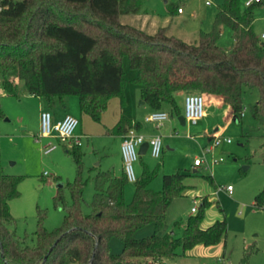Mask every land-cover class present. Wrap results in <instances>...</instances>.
I'll use <instances>...</instances> for the list:
<instances>
[{"label":"trees","instance_id":"obj_1","mask_svg":"<svg viewBox=\"0 0 264 264\" xmlns=\"http://www.w3.org/2000/svg\"><path fill=\"white\" fill-rule=\"evenodd\" d=\"M142 2L0 0V73L5 92L18 95L23 82L29 93L54 108H66L69 97L77 95L81 111L100 121L111 97H125L123 59L127 56L137 72L141 99L155 110L169 105L179 115L177 93L195 90L222 94L232 117L241 120L247 88L257 89V100L250 109L262 128L264 145V41L254 30L255 8L264 0L249 6L243 0H224L212 29L201 31L195 43L169 35L166 26L149 33L122 22L123 14L139 13ZM223 25L233 30L229 49L218 43ZM3 116L0 100V118ZM140 127V121L123 116L111 131L123 134ZM69 148L78 164L71 185L73 202L67 206L61 226L49 230L40 219L34 244L10 228L15 219L9 202L20 195L22 177L0 167V264H131L139 257L159 263L176 255L180 247L187 250L198 244H217L226 235V218L202 226L210 205L207 198L201 210L187 218L183 236L161 232L169 205L185 191L182 171L164 174L163 189L154 190L149 187L154 172L145 167L134 181V198L127 203L125 171L100 170L95 176L92 210L84 212L82 152L75 142ZM207 177L213 183L212 176ZM62 199L59 191L55 200ZM255 204L264 207V191L256 195ZM151 222L155 232L137 238L136 231ZM180 224V220L175 222V226ZM114 236L123 242L119 255L110 246ZM254 250L248 248L241 264L248 263Z\"/></svg>","mask_w":264,"mask_h":264},{"label":"rangeland","instance_id":"obj_2","mask_svg":"<svg viewBox=\"0 0 264 264\" xmlns=\"http://www.w3.org/2000/svg\"><path fill=\"white\" fill-rule=\"evenodd\" d=\"M223 2L224 0H143L139 13L123 14L121 19L125 23L142 26L147 32L166 26L168 34L195 43L199 40L201 31L212 29L218 7ZM179 8L183 12H179ZM254 30L259 36L264 30V3L255 8ZM233 42L232 28L223 25L219 45L229 49ZM123 69L126 79L125 97H111L100 121L81 112L79 96L71 95L68 100L71 113L79 118L74 135L81 139L83 177L86 180L82 208L86 213L92 210L96 174L106 169L107 163L112 165L119 160L117 151L120 140L111 128L120 117L131 118L135 110L141 109L140 85L135 81L137 72L131 68L127 56L123 59ZM247 90L241 120L226 121L224 118H217V121L211 123L213 126L209 133L203 128L202 132L195 126L192 128L189 123L181 124L176 110H169V119L175 121V125L168 130L163 124L156 127L154 123L145 122V115L140 113L142 122L161 135L163 149L158 157L149 151L139 156L134 162L137 178L145 167H149L154 172L149 187L162 190L164 174L177 171L185 173V191L169 205L161 232L175 231L176 235L183 236L192 207H197L193 212L197 214L205 198L210 201V205L204 212V226L226 218L227 232L217 244H198L187 250L180 247L176 255L165 257L159 263L139 257L133 258L131 264H241L248 248L255 250L247 264H264V207L255 204L256 195L264 191L263 131L250 109V105L257 100L258 90ZM0 100L4 112V116L0 118V167L8 174L22 177L18 184L20 195L9 202L15 219L10 228L17 235L27 237L28 244H34L36 240L33 234L40 219L49 230L61 226L66 208L73 202L71 185L77 178L78 164L73 152L66 146L70 143L72 147L73 142L62 141L54 134L51 137L38 136L40 99L29 93L23 82L19 84L18 95L8 94L3 88L0 73ZM177 101L183 113L185 97L182 96ZM220 129L219 134L232 138V142L222 143L204 154L203 147L212 144L213 137L209 134ZM191 135L194 137L191 138ZM170 137H174V140L171 141ZM50 142L56 148L47 152L46 146ZM198 156H202L204 162L201 166L194 167V160ZM111 165L109 169L114 171ZM209 175L212 176L213 183L207 177ZM227 185L233 186L232 192L227 190ZM135 189V182L126 183L127 203L133 200ZM59 191L63 193L64 199L56 202L55 197ZM177 220L181 221L179 226H175ZM154 232L155 224L151 222L139 228L135 236L142 238ZM110 246L113 253L121 254L123 242L119 237H112Z\"/></svg>","mask_w":264,"mask_h":264},{"label":"built area","instance_id":"obj_3","mask_svg":"<svg viewBox=\"0 0 264 264\" xmlns=\"http://www.w3.org/2000/svg\"><path fill=\"white\" fill-rule=\"evenodd\" d=\"M263 0H244V5L249 6L253 3H259ZM209 1H207L208 3ZM182 11V8H179ZM260 38L264 41V30L260 34ZM206 94L202 92H190L185 95L184 115L186 123L191 125L197 124L205 115ZM169 118V112L164 109L153 110L146 116V120L153 122L156 126H160ZM79 124V118L71 113H67L59 120L54 119L53 112L50 109H42L40 113V129L39 137L51 136L55 134L62 141L75 142L81 144L80 137L74 135L75 129ZM149 141L148 151L155 157L160 156L163 149V141L161 135H154L149 139L138 132L136 128L129 129L121 143V154L124 165V171L129 181H136L134 162L139 158V147L145 141ZM224 141L232 142V138L221 136L219 132L213 135L212 144L203 147L204 154L214 150L215 147L221 145ZM56 147L55 144L46 146V151L50 152ZM223 160V157H220ZM204 160L202 156H198L194 160V166H201ZM227 190L232 192L233 186L227 185ZM197 210L196 206L192 207V212Z\"/></svg>","mask_w":264,"mask_h":264},{"label":"crops","instance_id":"obj_4","mask_svg":"<svg viewBox=\"0 0 264 264\" xmlns=\"http://www.w3.org/2000/svg\"><path fill=\"white\" fill-rule=\"evenodd\" d=\"M244 2V0H243ZM179 12H183V11H179ZM122 20V19H121ZM123 22V21H122ZM125 23V22H124ZM127 23V22H126ZM135 26V25H134ZM138 27V26H137ZM140 28L146 30L145 28H143L142 26H139ZM158 30V29H157ZM157 30H155L154 32H156ZM147 31V30H146ZM154 32H149V33H154ZM168 33V32H167ZM170 35V34H169ZM188 42H192V41H188ZM187 93H190V92H186V91H180L177 93V99L184 96L187 94ZM206 94V108H205V115L204 117L197 123V124H193L192 125V128L195 126L196 129H200V131L202 132V128L204 129V131L206 133H209L212 129V126L213 124L211 123H214V121H217V118L218 119H225L226 121H229L230 119H234L232 117V111H231V107L228 103L225 102L224 100V96L222 94H211V93H205ZM39 97V96H37ZM140 97H141V93H140ZM40 111L42 109H50L52 112H53V115H54V119L55 120H59L61 118H63V116L67 113H71L70 109L67 105L66 108H54V107H47L46 106V102L43 98H40ZM69 100V99H68ZM139 108L140 111L138 110H135L134 114L132 116H130L132 121H140L141 122V127L140 128H137V131L142 133L146 139H149L151 138L152 136L158 134L157 133V130L156 129H149L148 126H146L144 124V122H142V118L139 116L140 113H143L145 116H144V121L147 122V123H153V122H150V121H147L146 120V116L151 113L154 108H152L148 103L144 102L143 104L140 103L139 105ZM164 110L168 111L171 109L169 105H166L164 108ZM82 112V111H81ZM72 114V113H71ZM170 116V115H169ZM121 118V117H120ZM119 118V119H120ZM128 118V117H126ZM118 119V120H119ZM118 120L114 123V125L118 122ZM165 127H166V130H168L170 127H173L175 125V121L171 120V119H167L165 120V122L162 123ZM161 124V125H162ZM113 125V126H114ZM157 127V126H156ZM159 127V126H158ZM220 130L216 131V132H220ZM215 132V133H216ZM214 133V134H215ZM214 134H209V136H212ZM55 135V134H54ZM116 136H118L119 138V147H118V163L116 162H111L112 165H113V169H115V173L116 174H120L121 172H123L124 170V165H123V160H122V154H121V143H122V140L124 138V135L125 133L123 134H115ZM202 136V135H201ZM45 137H51V136H45ZM191 138L194 137V135H191L190 136ZM171 141L174 140V137H170ZM226 141H224L223 143H225ZM227 143H231V142H227ZM49 144H54V143H49ZM48 144V145H49ZM68 147H70V143H68V145H66ZM81 146V144H80ZM56 148V147H55ZM54 148V149H55ZM52 151V150H51ZM148 152V151H147ZM110 162L106 164V169H109L110 167ZM111 165V166H112ZM193 166H194V163H193ZM194 167H197V166H194ZM196 169V168H195ZM194 169V171H195ZM105 170V169H104ZM193 213V212H192ZM202 226L203 227H208V226H204V224L202 223Z\"/></svg>","mask_w":264,"mask_h":264},{"label":"water","instance_id":"obj_5","mask_svg":"<svg viewBox=\"0 0 264 264\" xmlns=\"http://www.w3.org/2000/svg\"><path fill=\"white\" fill-rule=\"evenodd\" d=\"M144 102H145L144 100H141V101H140L141 104H143ZM178 119L180 120L181 124H183V125L186 124V119H185V115H184V113L179 114V115H178ZM148 148H149V141L146 140V141H145L143 144H141V146L139 147L138 153H139L140 155L145 154V153H147ZM196 170H197V169H195V171H196ZM91 261H92V260H91ZM91 261H90V262H91Z\"/></svg>","mask_w":264,"mask_h":264}]
</instances>
